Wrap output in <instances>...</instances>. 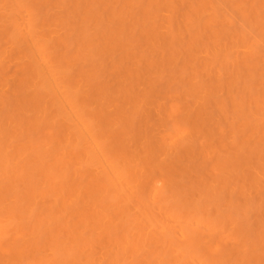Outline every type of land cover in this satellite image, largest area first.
<instances>
[{
	"label": "bare ground",
	"instance_id": "obj_1",
	"mask_svg": "<svg viewBox=\"0 0 264 264\" xmlns=\"http://www.w3.org/2000/svg\"><path fill=\"white\" fill-rule=\"evenodd\" d=\"M0 264H264V0H0Z\"/></svg>",
	"mask_w": 264,
	"mask_h": 264
}]
</instances>
